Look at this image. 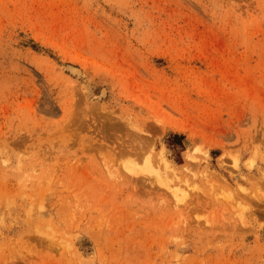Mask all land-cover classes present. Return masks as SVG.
<instances>
[{
    "label": "rangeland",
    "instance_id": "obj_1",
    "mask_svg": "<svg viewBox=\"0 0 264 264\" xmlns=\"http://www.w3.org/2000/svg\"><path fill=\"white\" fill-rule=\"evenodd\" d=\"M0 264H264V0H0Z\"/></svg>",
    "mask_w": 264,
    "mask_h": 264
},
{
    "label": "bare ground",
    "instance_id": "obj_2",
    "mask_svg": "<svg viewBox=\"0 0 264 264\" xmlns=\"http://www.w3.org/2000/svg\"><path fill=\"white\" fill-rule=\"evenodd\" d=\"M71 69H72L73 71H76V69H74V68H72V67H71ZM103 93H105V91H103ZM165 167H166V168H165ZM164 168H165V172H167V171H168V169H167V165H165ZM166 169H167V170H166ZM168 173H169V172H168ZM172 173H173V172L171 171V174H172ZM169 175H170V173H169ZM172 175H174V174H172ZM175 176H176V175H175ZM175 176H173V177H175ZM179 181H180V180H179ZM177 182H178V181H177ZM178 183H179V182H178ZM178 183L174 185V186H175L174 188H176V187H178L179 185L182 184L181 181H180V184H178ZM180 187H181V186H180ZM178 188H179V187H178ZM178 188H177V190H178ZM179 189H180V188H179ZM181 189H182V188H181ZM181 189H180V190H181ZM180 190H179V192H180Z\"/></svg>",
    "mask_w": 264,
    "mask_h": 264
}]
</instances>
